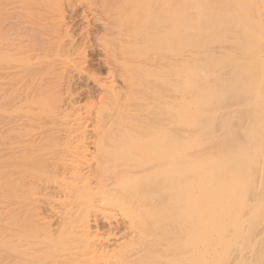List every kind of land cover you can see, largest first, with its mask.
Masks as SVG:
<instances>
[{
    "label": "bare ground",
    "instance_id": "1",
    "mask_svg": "<svg viewBox=\"0 0 264 264\" xmlns=\"http://www.w3.org/2000/svg\"><path fill=\"white\" fill-rule=\"evenodd\" d=\"M91 1L93 2V0ZM100 1L103 11L100 9L101 14L104 13L108 17L104 22L101 17L98 18L102 21L95 18L97 11L95 9L94 12L91 9H94L96 4L90 2L93 6L91 8L89 0H86V4L82 3V0H0V50L4 51V54L0 56V97L8 95L9 91L14 90L18 97L8 99L12 106L30 110L31 108L37 109L34 110L37 111L34 112L35 114H31L29 117L24 116V120L19 118L22 121L19 119L14 120L15 122L20 121L18 123L9 122L13 125L10 128H18L16 129L18 132L22 129L23 136L27 138L22 136V139L20 136L23 140L20 144H25L26 147L29 146L28 149L22 151V157L21 155L13 156L10 154L11 152L10 155L7 153L8 156L7 154L4 156L8 157V160L10 159V163L16 162L19 165V162L22 161L30 162L29 159L35 156V152L40 154L43 151L44 153L47 150L46 148H51L53 151L52 146L57 149L56 145L58 146V144L55 142L56 139L60 140L61 135L58 136V134L61 129L60 132L59 129H56L59 132L58 137H56V134L54 135L56 132L54 128L56 127L49 124L52 123L51 121L54 123H61L62 121V124L69 121L67 125L65 124L66 128L64 127L62 130L63 137H65L62 138L61 136V140L66 138V143L70 142L66 145L65 140H63L64 144L61 143V145L68 146L66 147L67 150L71 153L74 152L73 155L71 154L72 157L70 152L62 151L64 154H68L66 156L69 159L67 157L66 159L69 161L63 160L64 155H62L63 158L61 157L60 160L58 158V162L54 163V166H51L52 162L49 166L48 163H45L47 164L45 166L48 167L46 172L50 169L55 173H64V171L69 173L71 171V174L69 173L72 177L71 180L65 178L67 182L63 181V185L53 187L54 190H51L52 186H50L51 189L49 187H47L49 189L45 188L43 186L45 184H40L42 186H39V188H37L38 185L34 186L32 184L33 186H30L29 184L28 192H26L24 177L21 178L23 174H20V178H18V174L15 178L12 175V181L10 178H4L9 174L2 176V179L5 180L1 179L0 181V202H2L1 205L3 204V217L0 224L4 225L5 229L4 233L0 234V264H164L166 257L160 240L167 232L159 227L158 231L152 233L148 215L150 208L154 209L164 204L159 178L168 171L182 172L180 170L179 152L184 139L181 130L178 129L180 127L178 123L182 121L180 113L182 103L179 99H176L177 97L173 100H167L164 93L165 66L171 60L172 66H177L181 61L177 56L185 47L203 48L216 42L218 40L217 34L229 25L250 30L253 26L245 22L247 15L251 11L264 8V0H178L173 3H171V0ZM112 2H114L113 5ZM98 7L100 8V6ZM69 8H73L72 11H75L71 14L76 13L75 15H77L79 12V14H82L81 17L88 18L90 16L92 20H97L100 23L99 25L103 22L104 31L99 30L100 26H97L98 28L96 25L94 26L95 30L98 29L103 34L98 30H89L90 33L93 32L94 34L99 32V39L97 35L86 33L87 28L85 27L87 26L83 27L86 32L82 28L83 32L86 33L82 37L84 43L85 38H88L89 42L86 41V43L89 46H87L96 51L94 52L97 53L99 58L97 60V55L94 54L96 61L106 69L104 70L106 73H102L101 70L99 74L95 71L97 74L92 75L94 72L91 67L89 68L90 64L88 65V68L92 71V73L87 72L91 75L88 79L90 77L94 78L95 83L93 85L97 89L95 95L96 91L99 93L97 101L90 102V104L95 102V107L98 105L97 111H94L96 113V115H93L94 118L90 115L91 112V114L94 112L90 110L89 101H86L87 104L85 103L88 106L83 104L82 106L86 110L89 107L88 112L89 110L91 112L86 111L87 113L83 114L84 117L79 115L83 107L79 104L80 102L78 103V96H81L80 91L83 92L88 87L80 90L83 82L79 85L81 81L78 80L79 82H77L76 80L79 78H76V81L73 80L75 76L70 75L72 71L69 73L66 69L67 66L72 69L78 67L77 71L82 65V67L86 66L84 64L89 58L88 55L86 57L85 49L87 48H84L86 46L80 48V45H84V43L79 44L78 47L77 44L75 45L76 42H73L75 38L72 39L73 35L71 36L70 32L72 30L70 28L71 15L67 14ZM92 13L95 14L92 15ZM99 14L100 12L97 16H101ZM68 15H70V19ZM85 17H83L84 20H87ZM85 22L88 23V29H91L89 23L90 26L93 24L88 20ZM255 24L257 25V23ZM164 29L168 30L167 35L163 33ZM13 35H20L21 38L28 35L29 37H26L28 41L24 38V41L27 42L20 41V36H16L17 39L19 38V41L16 42L15 37L11 38ZM94 37L98 39L99 43H97V40L95 41ZM151 48L156 49L157 53L153 52L150 55L149 49ZM167 52L173 54L168 58ZM192 55L193 51L184 54L185 58ZM23 57L31 59L28 66L19 61ZM46 57L50 58L46 59ZM180 57L182 59V55ZM209 61L205 62L204 65L208 64ZM88 62L90 63V61ZM98 66L100 69V65ZM209 66L210 64L206 68ZM84 68L86 69V67ZM84 68H81V70ZM178 70L179 66L175 68V71ZM79 72L78 70L77 73ZM71 74L74 75V72ZM149 75L153 76L152 80ZM85 76L87 79V75ZM80 77L84 78L83 76ZM71 81L77 82V86H74ZM153 83H156V85H153ZM87 93L85 95L83 92L86 98H88ZM51 97L55 98L54 100L57 99V103L58 100L61 103H54L57 105L54 107V101ZM50 98L52 104L49 105L52 108L46 104ZM45 108L48 110L45 111ZM189 108L188 111H196L195 107L192 110L191 107ZM168 112H170V116L173 115V117L168 116L169 118L173 119L175 116V120L178 122L174 119L173 121L177 125L172 122V119L167 118ZM71 115L73 119H71ZM67 117H70V119ZM88 122L94 125L93 140L89 139V134L94 130L88 133L92 129L87 130L90 127L87 126ZM47 124L50 127L44 128V130L47 129V132L40 128V133H37L38 136L34 137L35 129L48 126ZM48 128L53 134H48ZM106 138L112 141V144L117 142V145L119 143L118 147L122 143L123 145L126 144L125 141L128 143L129 139V144H126L128 147L123 146V148H127H125L127 153H122L124 159L127 158L125 160L128 163L125 161L124 163L127 165L124 164L123 168H121L122 165H120L121 167H114L116 171L121 169L117 173L112 169V174H116L114 176L111 174L110 168L104 167L106 164L109 165L108 157L111 155V152L107 151L108 156L105 154L106 158L103 153L109 148L105 146L107 144L103 143H108L107 146H109L110 141L107 142ZM91 141L95 143L93 145L96 146L99 142L98 147L102 145L103 148L107 149H99L96 146L99 151H103L94 152L99 153L96 154V157L92 152L94 154L92 156L93 154H89L91 148H88L92 145ZM60 142L58 143L60 144ZM70 143L71 148L75 149L76 146L75 150L72 148L74 151L68 149ZM73 143L76 144L73 145ZM21 148L23 149L24 146ZM60 148L64 147H59V150ZM123 148L121 147V149ZM55 151L53 152L56 153L57 151ZM121 151H124V149ZM45 152L49 153L48 150ZM89 155L95 157L93 159L95 160L94 163L88 160V157L90 159ZM99 156L104 158V162ZM20 157L24 160H20ZM97 157L100 160H96ZM248 158L246 157L244 161ZM18 160L20 161L18 162ZM105 160L108 163L105 164ZM186 161L189 163L188 168L192 172L208 171L206 165L195 166L194 159H186ZM17 164L15 166L19 167L20 165L17 166ZM43 168L41 170L45 171ZM68 168H71L69 172ZM109 169L111 172H108ZM105 171L109 175L111 174L112 178ZM69 174L68 176H70ZM105 176L107 179L109 177L110 180L107 181ZM159 192L161 194H157ZM61 197L67 201V204L69 202V206L66 204L68 207L62 208L65 204H60L62 209L59 204L56 206V202ZM205 199L214 205L213 194H208ZM108 201H113L118 208L123 210L125 215L123 232L127 233L126 238L121 235L123 233L122 227H117L122 232L121 234L119 231L115 232L117 228L114 230L111 227L115 234L119 232L118 235L125 238L122 239L117 236L118 239L115 240L118 241H115L114 244L100 241L101 238L97 237L101 214L98 217L95 212L99 214L102 210L99 206L101 204L102 207L108 208V205L105 206L109 204ZM114 203L111 206H114ZM13 205L15 209L11 207ZM44 207H47L48 211L51 210L49 212H54L58 220L57 226L55 222L53 223L55 220L53 214H51L52 217L50 216L52 219L48 218V215L45 216L48 212L47 209L45 210L46 214H43ZM103 210L102 212H104ZM107 221L109 223L108 219ZM111 223L113 224V222ZM13 226L15 229H12L11 232L10 229ZM6 227L7 230L10 229L6 231ZM55 229L59 231L57 238L54 234ZM63 231L66 234L64 236H62ZM60 235L62 237H59ZM193 253L191 264H196V252Z\"/></svg>",
    "mask_w": 264,
    "mask_h": 264
},
{
    "label": "rangeland",
    "instance_id": "2",
    "mask_svg": "<svg viewBox=\"0 0 264 264\" xmlns=\"http://www.w3.org/2000/svg\"><path fill=\"white\" fill-rule=\"evenodd\" d=\"M176 1L178 0H171V3ZM85 2L86 0H84V2L82 0V3ZM90 2L93 3L94 0L93 2L89 0V3ZM91 3L90 7L93 8V6H91ZM94 3L96 4V7L91 10L95 12L96 9L97 12L96 14L92 13V15L95 14V18L98 21L103 20L104 22V20L108 17H106L104 13L101 14L103 12L101 8L102 4H100L101 1L96 0ZM113 4L114 2H112V5ZM98 6H100V8ZM72 9L73 8H69L67 14L71 15V19L70 15H68V18L72 22H70V28L72 29L70 30V32L71 36L73 35L72 39L75 38V40L73 39V42H76L75 45L77 44L78 46L79 44L84 43L82 37L85 35L83 34L89 33V35H93L94 33L91 32V34L90 31H97V28L99 26L102 27H99V30L104 31V28L102 26L103 22L101 23V25H99L100 23L95 19L92 20L90 16L88 17L90 19L89 20L85 16L81 17L80 15L82 14H79V12L77 13V15H75L76 13L71 14L72 12H75L72 11ZM100 9L102 12L100 11ZM98 12H100L101 16H97ZM72 15L75 16L73 17ZM83 17H85L88 22H91V24H93L90 26L89 23V27L91 29H94L95 25L96 27L98 26L97 28L95 27L97 30L88 29V23L86 24L85 22L87 20H84ZM98 17H101L102 20H99ZM92 22H94L95 24ZM245 22L252 24L253 27H251L250 30H245L243 27L229 25L217 34L218 40L216 42H213L203 48L185 47L180 52L179 56H177L178 59L181 60L177 66H172V60L165 66L164 93L166 94L167 100H173L175 97H177L176 99H179L180 103H182L180 107L182 108L180 112L182 121H179L178 124H180V127L178 129L181 130L184 139L182 140L183 144L181 145V151L179 152V159L181 161L180 170L182 172L176 173L168 171L165 173V175L159 178V185L162 191V201H164V204H161L154 209L150 208L148 215L152 233L158 231L159 227L163 228V231L167 232L165 236H163L160 240V244H162L163 246V252L166 257V261L164 262V264H191L193 252H196V264H209V262L210 264H264V8H259L258 10L251 11V13L247 15ZM255 23H257V25ZM83 27L87 28V32ZM82 28L86 33L83 32ZM163 31L164 34H168V30L166 31L164 29ZM98 33L94 34V36L97 35V38L99 39L100 33L103 34V32H100L99 35ZM16 36L13 35V37L11 38L15 37V39L17 40L16 42H18L19 38L17 39V37H19L20 35L17 37ZM25 36L29 37L28 35ZM26 37L23 38L28 41V38ZM23 38H21L20 36V41H24ZM98 39L95 38V41H98ZM86 41L87 43L89 42L88 38H85L84 45H80V48L84 46H86L84 48H87L85 49V52L86 57L88 55L89 58H87L86 61V63L88 64H84L86 65L84 66L86 67V69L82 67L83 65L79 67V73H77L78 70L76 71L78 67L76 69L75 67H73V70L70 66H67L66 69L69 73L71 71V73L74 72V75L70 73L72 77L75 76L73 80L79 78L76 79L77 82L81 81L79 82V85L83 82L81 84V86H83L80 90L85 89L86 87H92L90 89L87 88L88 90L86 89L87 92L91 91L93 93H90L91 97L89 93L85 92L86 90H83L84 94H88L87 97L89 98V100L88 98H86V94L84 95L83 92L80 91L81 96H78V103L80 102L79 104H81L82 106V104L86 105L89 101L88 104L90 105V110L96 112L98 105H96L95 107V102L94 104H90V102L97 101V97L99 98V93L98 91H96L95 95V90L97 89L95 85H93L95 83L94 78L90 77L88 79V77L91 75H89V73L87 72L90 71V67L94 72L92 75L97 73L99 74V71L101 70L103 73L106 69L103 66L101 67V64L96 61L95 55H97V53L95 54L96 51L88 47L89 45L86 43ZM97 43H99V41ZM191 51H193V55L189 58H185L184 54H187ZM153 52L157 53L156 49H149L150 55ZM3 54L4 51L0 50V56H2ZM166 54L169 58V56L173 53L167 52ZM181 55L182 59L180 57ZM49 58L50 57H46V59ZM101 58L103 57L101 56ZM97 60H99V58ZM19 61L25 66L26 64L28 66L31 63V59L28 57H23ZM88 61H90V63ZM207 61H209L208 64H210V66L206 68L208 64H204ZM28 62L30 63L28 64ZM97 64L100 65V69ZM178 66L179 70L175 71V68H177ZM81 68L84 69L81 70ZM203 68L205 69L202 70ZM92 71L90 72L92 73ZM95 71H97V73ZM104 73H106V71ZM76 74H78V76H76ZM84 75H87L88 80L86 79V76L84 77ZM80 76H83L85 79ZM149 78L152 80L153 76L149 75ZM75 81L71 82L74 86H77V82L75 83ZM153 85H156V83H153ZM14 97H18L14 90L9 91L8 95H2V97H0V181L5 176V174H9L10 177L6 175V177L4 178H10V180L12 175H14L15 178L16 174H18V178H20V174H23V176L21 175V178L24 177V189L26 192H28L29 184L30 186L32 184H34V186L38 185L37 188L45 184L43 185L45 186V188L49 187L51 189L50 186H52L51 190H54L56 186H61V184L63 185V181L67 182L66 180L70 181L72 178L70 175L71 168H68V172L70 171V174L66 171H64V173H55L50 168V171L47 170L46 172V169H48V167L45 166L47 165L45 163H48V166L51 164V166H54L53 164L58 162V158L60 160L62 155H64V158L62 157L63 160H65L66 157L68 158V156H66L68 154H64L65 151H68L67 153L70 152V155L74 153H71V151L67 150L66 147L68 146L65 147V145H61V143H63L62 141L66 139L65 138L61 140L65 137H63L62 130L64 129V127L66 128V125L69 121L65 123L66 125L64 123L63 125L61 120V123L56 122L55 120L54 121L56 123H54L53 121H51L52 123H49L53 124L56 127L54 129L57 133L55 132L54 135L56 134V137H58L59 135L62 136V138L61 136L59 137L61 142L60 140L56 139L55 143L58 144V146L56 145V148H58L55 149V146H52L53 149L57 151H55L56 153H54V150L52 151L51 148V150L46 148L49 153L45 152L47 150H45L44 153L43 151H41L40 154L39 152H35V156L31 158L33 160L29 159L30 162H19L20 160H24L21 158L23 153L22 151H24L26 148L28 149L29 146L26 147L24 143V145L20 144L23 142V140H21V137L23 136L22 129L18 132V130L16 131V129L18 128H10V126L13 125L11 123L9 124V122L19 118L24 120V116H31V114L35 112L34 110L37 109L31 108L30 110L12 106L10 102H8V99H12ZM51 98L47 100V102L50 103L46 102V104H52L51 100L53 98ZM58 98L60 99L59 96ZM54 99L53 105L54 107H56L57 105H55L54 103L59 104V102L61 103V101L58 100L57 103V99ZM82 107L83 108L81 109V111L79 110L82 114L79 112V115L81 117H84L83 114L85 115V112H88L89 107L87 108V110L86 108H84V106ZM189 107H191V110L195 107L196 111H188V109H190ZM46 109L47 108H45V111ZM90 110L89 112H91ZM95 112L93 114H91L92 112L90 113L93 118V115H96ZM169 113L170 112H168L166 116L171 120L172 118L168 117L170 116ZM72 115L70 117H72ZM70 117L67 118L70 119ZM170 117H173V115ZM167 118L165 119L167 120ZM71 119H73V117ZM173 119L174 121H176L175 116ZM173 119L172 122H174ZM57 120L59 121V119ZM20 121L14 122L18 123ZM176 122L174 123L176 124ZM15 123L14 125H16ZM49 124H47L48 126L45 127H38V129H35L33 127L36 132L34 133L35 136H33H38L36 134L40 133L39 129L43 128L44 130V128L49 127ZM91 124V122H88L87 126L90 127L87 128V130L92 128L88 131V133L94 130V125L92 124V127ZM16 126L18 127V125ZM56 129H59V132L61 129V132L59 133ZM46 130L44 131L47 132ZM92 132L89 134L90 136L88 135L89 139H92V137H94L93 134L95 130ZM20 133L22 135H19ZM44 134L42 135L46 136ZM48 134H53V132L51 133L49 130ZM192 135L193 137L191 138ZM109 141L110 140H108L107 142ZM58 142H60V144ZM110 142L109 146H107L108 143L103 142L104 144H107L105 145L107 148L109 147L106 152H103L104 156L107 158V151L111 152V155H109L108 157L110 166H107L106 163L108 162L106 161V159V166L104 165V167L110 168L111 171L112 169L116 171L114 167L122 165V167H120L123 168L124 164L127 165L126 163H128L125 160L127 158L124 159L122 153L127 151L126 147H128V145L126 146V144H129V139L128 143L127 141H125L126 144L124 143L123 145L122 143V146L119 145V147V143L117 145V142L115 144L113 143V148L112 141ZM64 143L68 145V143H66V140ZM74 144L76 143H73V145ZM91 144L92 145L88 144L91 146H88V148H91V150L89 149V154L91 155L94 152L99 151L98 148H102L103 150L107 149L103 148L102 145H100L99 147L96 145L98 147L97 148L95 145H93L95 143H93L92 141ZM69 145L70 147L68 149H71L72 151L76 149V146L75 149L72 147L74 150L71 148V143ZM23 146L24 148L22 149L21 147ZM62 146L64 148H60L59 150V147ZM120 146L122 148L123 146H126L123 148L124 151H121L123 149H121ZM63 150L64 152H62ZM103 150H100L99 152H102ZM115 151H119L121 153H117ZM7 153H10L11 155L16 157L21 155V159L18 160L20 166L15 162L19 167H16L15 163H13V165L9 162L10 159L8 160V157L6 158V156H4ZM97 153H94L95 157ZM94 154L92 156H94ZM70 155L69 157L71 158L73 154L71 156ZM91 155H89L90 159L88 157V160L94 163L95 160L93 159H95V157L93 158ZM101 155L103 156L102 153ZM116 155L119 157H117ZM102 156L99 157H101V159L103 160L104 158ZM99 157H97L96 160H100ZM246 157L249 158L244 161ZM186 159H194L195 166L206 165L208 167V171L201 173L192 172L188 168L189 163L186 161ZM125 161L126 163H124ZM42 168L45 169V171L43 170L44 172L41 170ZM110 169L108 172H111ZM118 170L121 171V169ZM123 170L125 171V168ZM48 171L50 172L49 174ZM65 172L67 175L65 174ZM108 172L106 173L108 174ZM112 173L113 171L111 172V174ZM68 174L70 176H68ZM112 175L114 176L116 174ZM110 177L112 178V176ZM65 178L67 179L65 180ZM105 178L108 181L109 177L107 179V177L105 176ZM161 193L159 192L157 194ZM208 194H213L214 205H212L211 203H209L210 201L208 202V200L205 199ZM198 198H201L202 200H199ZM64 201V198L61 197L59 201L56 202V206H58L59 204L61 208L62 205L60 204H65V206H62V208L68 207L70 205L69 202L68 205L66 203L67 201H65V203ZM1 203L2 202H0V222L1 218L3 217V204L1 205ZM108 203L109 204L106 205L105 203H103L106 207L108 205V208L102 207V204L99 205L101 206L100 208L102 210L103 208H105V210H103L104 212H102V210H100V212L98 211L99 214L95 212L98 217L101 214V217H99L100 228L97 232V237L99 236V239L101 238L100 241L102 240L103 242L114 244L115 241H118L115 240L116 238H122L120 235H118L120 229L117 227H122V232L124 231L123 223L125 215L123 213V210L118 208V206H116L113 201H108ZM112 203H114V206H111ZM14 205L16 206V204ZM14 205L11 206L13 207V209H15ZM99 206L97 207L98 209ZM46 209L48 211L47 207L43 208V214L45 213ZM49 211L46 212L47 214L45 213V216L48 215L47 217L49 218L50 216L52 217L51 214H53V219H55L56 221H52L53 223L55 222V225L57 226L56 223L58 220L56 215H54V212ZM51 217L50 219H52ZM104 217L109 220V223L113 222V224H109L107 219L106 222ZM100 221L105 222L102 223ZM3 226L2 224H0V234L4 233L3 231L5 229V226ZM7 227L6 231L10 229L9 228L7 230ZM111 227H113L114 230L117 228L115 232H119L115 234L114 230H112L113 228ZM12 229H15L14 226L10 229V231ZM58 229L61 230L60 228ZM58 232V230H54L56 238L58 237ZM122 232H120V234ZM64 233L65 232L63 231L62 236L66 235ZM123 233L121 235L125 237L127 233ZM62 236L60 235L59 237ZM212 245L214 246L211 249Z\"/></svg>",
    "mask_w": 264,
    "mask_h": 264
}]
</instances>
